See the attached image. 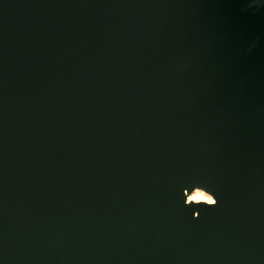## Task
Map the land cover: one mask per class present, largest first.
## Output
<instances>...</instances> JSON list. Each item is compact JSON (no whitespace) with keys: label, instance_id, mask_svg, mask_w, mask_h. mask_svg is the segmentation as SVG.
<instances>
[{"label":"water","instance_id":"obj_1","mask_svg":"<svg viewBox=\"0 0 264 264\" xmlns=\"http://www.w3.org/2000/svg\"><path fill=\"white\" fill-rule=\"evenodd\" d=\"M0 264H264V13L0 0Z\"/></svg>","mask_w":264,"mask_h":264},{"label":"clouds","instance_id":"obj_2","mask_svg":"<svg viewBox=\"0 0 264 264\" xmlns=\"http://www.w3.org/2000/svg\"><path fill=\"white\" fill-rule=\"evenodd\" d=\"M240 11L264 13V0H240ZM184 197V206L186 207L190 205H203L210 207L215 206L218 203L215 194L203 187H195L191 194H188V192L185 191ZM192 218L198 219V213H193Z\"/></svg>","mask_w":264,"mask_h":264}]
</instances>
